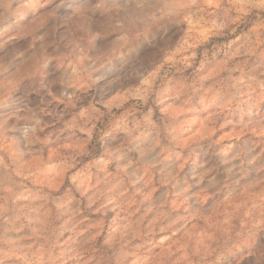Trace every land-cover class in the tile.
<instances>
[{
	"label": "clouds",
	"instance_id": "clouds-1",
	"mask_svg": "<svg viewBox=\"0 0 264 264\" xmlns=\"http://www.w3.org/2000/svg\"><path fill=\"white\" fill-rule=\"evenodd\" d=\"M72 4L77 7L69 14ZM220 7L250 25L249 37H264V0H222ZM189 9L184 0H0V188L10 199L30 193L29 164L64 133L76 164L81 163L76 157L91 156L93 166L109 165L110 172L103 168L105 179L110 176L117 185L126 181L146 195L155 174L158 184L168 186L159 197L171 191L187 201L199 193L191 205L193 219L211 214L217 199L238 191L245 177L264 181V159H258L264 156L259 102L258 119L236 121L233 128L239 131L229 143L213 139L211 131L185 143L189 127L168 114L153 118L151 87L129 92L140 107L139 118L134 112L117 115L108 103L165 52L170 40L157 37L187 19ZM261 45L264 40L252 41L247 51L257 60L230 67L213 96L202 99L239 107L252 98L255 83L261 89L257 96L264 100ZM81 130L88 133L84 141L77 135ZM246 134L257 139L241 140ZM93 135L102 152H97ZM81 143L92 148L75 151ZM188 161L189 172L181 175L179 165ZM251 212L230 237L218 233L208 252L193 257L196 264H264V196L252 204Z\"/></svg>",
	"mask_w": 264,
	"mask_h": 264
},
{
	"label": "rangeland",
	"instance_id": "rangeland-1",
	"mask_svg": "<svg viewBox=\"0 0 264 264\" xmlns=\"http://www.w3.org/2000/svg\"><path fill=\"white\" fill-rule=\"evenodd\" d=\"M184 2L190 4L187 19L182 18L166 35L162 30L157 37L170 40L169 47L108 103L117 115L134 112L139 118L140 107L129 92L151 87L153 118L168 114L189 127L185 143L209 131L213 139L229 143L233 132L239 131L233 128L236 121L241 117L246 123L258 119V102V110L264 115V100L257 96L260 87L253 83L256 91L252 98L239 107L202 97L213 96L217 82L230 67L257 60L247 49L252 41L264 37H249L250 25L225 12L220 7L222 0ZM76 7L70 5L69 14ZM177 67L182 70L177 71ZM96 124L101 126L99 120ZM67 135L64 133L60 142L31 161L28 167L32 175L26 180L30 193L24 198L12 200L10 193L0 188V264H196L193 257L208 252L218 233L228 238L237 223L244 226L252 215V204L264 196V181L245 177L238 191H228L217 199L211 214L193 219L196 212L191 205L199 193L187 201L171 191L166 198L159 197L168 186L158 184L155 174L146 195L127 186L126 181L117 185L110 176L105 179L103 168L110 172L109 165L93 166L91 156L76 157L81 160L76 164L73 145L64 139ZM77 135L81 141L88 138L82 130ZM244 139L251 143L257 137L246 134ZM93 142L97 152H102L95 135ZM3 147L4 137L0 135V151ZM91 148L92 144L81 143L75 151ZM190 165L191 161L180 163V174L189 172Z\"/></svg>",
	"mask_w": 264,
	"mask_h": 264
}]
</instances>
